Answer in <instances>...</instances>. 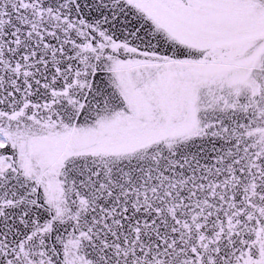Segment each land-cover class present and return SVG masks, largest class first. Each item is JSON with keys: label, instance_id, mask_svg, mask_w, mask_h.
I'll return each mask as SVG.
<instances>
[{"label": "snow or ice", "instance_id": "obj_1", "mask_svg": "<svg viewBox=\"0 0 264 264\" xmlns=\"http://www.w3.org/2000/svg\"><path fill=\"white\" fill-rule=\"evenodd\" d=\"M0 264H264V0H0Z\"/></svg>", "mask_w": 264, "mask_h": 264}]
</instances>
